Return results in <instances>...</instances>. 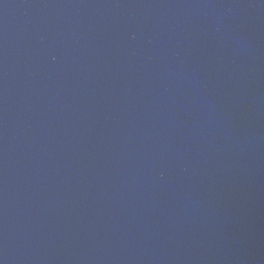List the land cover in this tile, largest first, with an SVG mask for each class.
I'll return each mask as SVG.
<instances>
[{
	"label": "water",
	"instance_id": "95a60500",
	"mask_svg": "<svg viewBox=\"0 0 264 264\" xmlns=\"http://www.w3.org/2000/svg\"><path fill=\"white\" fill-rule=\"evenodd\" d=\"M0 264H264V0H0Z\"/></svg>",
	"mask_w": 264,
	"mask_h": 264
}]
</instances>
